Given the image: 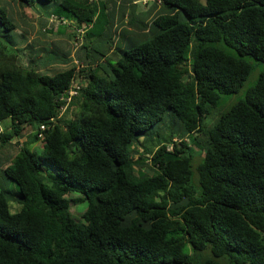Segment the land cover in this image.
Segmentation results:
<instances>
[{"label": "trees", "instance_id": "trees-1", "mask_svg": "<svg viewBox=\"0 0 264 264\" xmlns=\"http://www.w3.org/2000/svg\"><path fill=\"white\" fill-rule=\"evenodd\" d=\"M10 1L75 18L98 45L88 67L46 73L21 62L15 35L0 39V122L10 120L0 147L34 129L0 166L18 188L0 185V264H264V70L206 123L247 80V58L264 63V0H161L149 23L116 39L93 34L87 0ZM8 8L0 0L5 31L17 29ZM71 192L87 202L84 222Z\"/></svg>", "mask_w": 264, "mask_h": 264}, {"label": "rangeland", "instance_id": "rangeland-1", "mask_svg": "<svg viewBox=\"0 0 264 264\" xmlns=\"http://www.w3.org/2000/svg\"><path fill=\"white\" fill-rule=\"evenodd\" d=\"M88 3L98 11L97 21L92 30L93 34L106 33V31H115V39L122 27L138 32V28L129 23H136L140 25L141 22L149 23L156 13L161 8V3L158 0H87ZM204 2L205 0H200ZM11 16L16 19L17 29L5 31L0 26V39L7 42V39L15 35L17 41V48L20 49L19 54H23L21 58L22 63H27V60L32 58L31 65L36 66L41 72L55 73L69 67H76V62L80 65L79 68H86L89 66L91 46L98 45L96 37L89 33L90 27L84 23H79L75 18L66 19L56 18L50 20V11L43 8H29L21 7L13 1L6 0ZM53 8V7H52ZM63 16L70 18L69 13L63 9L58 10ZM99 11H102L100 14ZM113 21L114 25L111 24ZM110 22V24H108ZM110 28V29H109ZM89 33V34H88ZM79 34V35H78ZM153 34H148L147 37H152ZM106 37V36H104ZM113 37V35H112ZM79 41L78 49L73 48V42ZM8 44V43H7ZM114 43L112 44V46ZM9 48L14 50L15 47L9 44ZM228 52H232L227 48ZM15 51V50H14ZM39 56H37V54ZM53 53H56L53 54ZM37 56V57H36ZM54 57V58H53ZM252 63L253 68L244 82L243 86L236 92L231 94H222L218 106L211 110V115L206 119V123H210L218 117L221 112L228 110L233 104L242 100L245 97L248 88L252 87L258 80L259 74L264 70V63L247 58ZM79 83H83V77L77 78ZM65 111L66 117L71 115L76 110V107L71 106ZM10 125V120L5 119L0 122V132L7 129ZM166 129V125L159 128L160 131ZM34 129L27 127L24 129L20 138H13L11 142H7L0 147V166L8 164L12 157L18 152L20 147L31 140ZM31 137V138H30ZM176 138H178L176 136ZM201 141L204 140L202 136L199 137ZM36 148L38 152L41 151V144L37 142ZM192 162L196 166L203 156V152L198 147H193ZM148 163V162H147ZM146 163V164H147ZM149 164V163H148ZM146 165L144 166V168ZM0 185L8 188L14 192L18 188L14 182L0 175ZM69 201V211L73 218L77 221L84 222L82 217L83 212L87 207L86 201H75V198H82L83 195L78 192H71L67 196ZM17 210V204L14 201H9V211L11 213ZM186 248H189L187 245Z\"/></svg>", "mask_w": 264, "mask_h": 264}, {"label": "built area", "instance_id": "built-area-1", "mask_svg": "<svg viewBox=\"0 0 264 264\" xmlns=\"http://www.w3.org/2000/svg\"><path fill=\"white\" fill-rule=\"evenodd\" d=\"M158 2L161 3V0H158ZM49 18H50L49 19V22H50V20L51 21L54 20L56 18V16H55V14H51ZM59 18H63V17H59ZM86 26H88V25H86ZM78 42L79 41L73 42V48L76 50L80 46V43L78 44ZM79 67H80V65H78V63L76 62V68L79 69ZM79 88H80V83H79L78 79L73 80L71 82V84L69 85L68 89L61 94L60 100H64L67 104L75 95L78 94ZM66 104L61 107V109H60L61 112L64 111ZM46 128L47 127L45 124L39 125V129L37 130V137H39L41 139L44 136L43 131Z\"/></svg>", "mask_w": 264, "mask_h": 264}, {"label": "crops", "instance_id": "crops-1", "mask_svg": "<svg viewBox=\"0 0 264 264\" xmlns=\"http://www.w3.org/2000/svg\"><path fill=\"white\" fill-rule=\"evenodd\" d=\"M41 71V70H40ZM37 142L34 144V146H36Z\"/></svg>", "mask_w": 264, "mask_h": 264}]
</instances>
